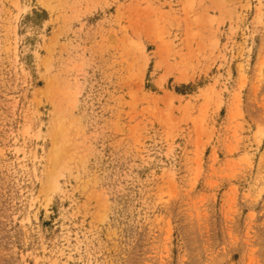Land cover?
I'll return each mask as SVG.
<instances>
[{
	"label": "rangeland",
	"instance_id": "1",
	"mask_svg": "<svg viewBox=\"0 0 264 264\" xmlns=\"http://www.w3.org/2000/svg\"><path fill=\"white\" fill-rule=\"evenodd\" d=\"M0 264H264V0H0Z\"/></svg>",
	"mask_w": 264,
	"mask_h": 264
},
{
	"label": "bare ground",
	"instance_id": "2",
	"mask_svg": "<svg viewBox=\"0 0 264 264\" xmlns=\"http://www.w3.org/2000/svg\"><path fill=\"white\" fill-rule=\"evenodd\" d=\"M55 161L56 163L59 161V151L55 150Z\"/></svg>",
	"mask_w": 264,
	"mask_h": 264
}]
</instances>
